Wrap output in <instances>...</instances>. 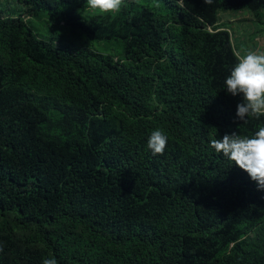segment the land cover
Returning <instances> with one entry per match:
<instances>
[{"label":"trees","instance_id":"obj_1","mask_svg":"<svg viewBox=\"0 0 264 264\" xmlns=\"http://www.w3.org/2000/svg\"><path fill=\"white\" fill-rule=\"evenodd\" d=\"M19 1L0 14V264H264V190L210 147L264 126L236 118L240 58L215 27L264 0ZM46 18L71 44L30 26Z\"/></svg>","mask_w":264,"mask_h":264},{"label":"clouds","instance_id":"obj_2","mask_svg":"<svg viewBox=\"0 0 264 264\" xmlns=\"http://www.w3.org/2000/svg\"><path fill=\"white\" fill-rule=\"evenodd\" d=\"M214 0H205L211 5ZM123 0H87L88 8L100 13H116L120 10ZM227 93L233 97L242 96V102L237 105L236 118L242 124L250 120H260L264 117V53H249L239 59L238 64L225 80ZM168 137L157 129L148 139L147 147L152 155H163ZM210 147L218 155H223L239 169L248 174L257 183L258 190H264V126L254 135H242L232 132L222 139L210 140ZM42 264H57V260L46 258Z\"/></svg>","mask_w":264,"mask_h":264},{"label":"rangeland","instance_id":"obj_3","mask_svg":"<svg viewBox=\"0 0 264 264\" xmlns=\"http://www.w3.org/2000/svg\"><path fill=\"white\" fill-rule=\"evenodd\" d=\"M127 1L130 9H135L138 5V0ZM22 12L23 4L19 0H0V14L19 15ZM30 26L40 37L47 38L54 32L52 37L55 40L63 44H71V33L59 27L52 20L32 19ZM215 27L229 33L233 48L239 58L249 53H264V8L258 12L249 8H219ZM87 46L115 57L123 56L122 43L118 41L93 40L87 42Z\"/></svg>","mask_w":264,"mask_h":264}]
</instances>
